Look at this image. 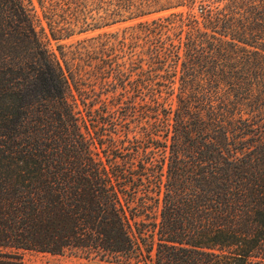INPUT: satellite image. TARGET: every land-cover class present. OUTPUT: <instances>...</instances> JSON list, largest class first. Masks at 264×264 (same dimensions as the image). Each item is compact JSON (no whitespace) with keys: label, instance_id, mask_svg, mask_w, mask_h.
I'll use <instances>...</instances> for the list:
<instances>
[{"label":"trees","instance_id":"trees-1","mask_svg":"<svg viewBox=\"0 0 264 264\" xmlns=\"http://www.w3.org/2000/svg\"><path fill=\"white\" fill-rule=\"evenodd\" d=\"M197 1L0 0V264H264V0Z\"/></svg>","mask_w":264,"mask_h":264},{"label":"rangeland","instance_id":"rangeland-1","mask_svg":"<svg viewBox=\"0 0 264 264\" xmlns=\"http://www.w3.org/2000/svg\"><path fill=\"white\" fill-rule=\"evenodd\" d=\"M206 5L203 1L198 0L191 12L198 14L202 9H205ZM178 11L182 10L186 12V8H179ZM168 12L164 13H154L149 15H144L132 20L118 21L108 25H105L101 28H97L88 32L77 34L71 38L63 39L58 42L51 41V48H56L57 44L68 45L74 43L78 40H83L91 37L98 36H108V35H117L121 36L123 33L127 32L131 26H134L138 22L150 21L159 15H165ZM20 255L21 264H140L134 262H120V261H110L102 260L93 257H87L84 254L79 252H65L63 254H50L46 252H39L35 250H18Z\"/></svg>","mask_w":264,"mask_h":264}]
</instances>
